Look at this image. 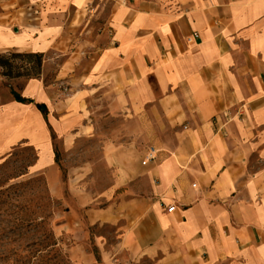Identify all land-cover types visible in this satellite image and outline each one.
Instances as JSON below:
<instances>
[{
  "label": "crops",
  "instance_id": "1",
  "mask_svg": "<svg viewBox=\"0 0 264 264\" xmlns=\"http://www.w3.org/2000/svg\"><path fill=\"white\" fill-rule=\"evenodd\" d=\"M158 1H116L93 32V0H15L26 52L44 54L21 95L48 123L15 101L30 115L4 140L37 161L54 158L51 130L63 152L91 147L67 186L87 225L112 227L93 236L102 264H264V0ZM47 51L63 60L45 82Z\"/></svg>",
  "mask_w": 264,
  "mask_h": 264
},
{
  "label": "rangeland",
  "instance_id": "2",
  "mask_svg": "<svg viewBox=\"0 0 264 264\" xmlns=\"http://www.w3.org/2000/svg\"><path fill=\"white\" fill-rule=\"evenodd\" d=\"M14 1L0 0V56L26 52L34 41V35L26 33L27 18L15 12ZM116 1L127 9L137 8L142 1L147 11L156 8L151 0H93V8L102 11L93 18V32ZM157 5L178 10L175 0H159ZM46 57L50 61L44 81L48 82L63 57L53 51H47ZM9 63L13 74L25 73L28 67L19 57L9 58ZM5 70L0 67V264H102L93 236L105 235L112 241V227L87 225L83 208L67 186L68 170L84 164L91 147L81 140L76 151L63 152L55 137L54 158L37 161L36 149L24 139L6 143L4 139L19 131L21 120L30 112L16 104L10 93L11 89L21 93L26 77H6L1 74ZM93 169L95 175L87 180L99 189L108 181L106 167L98 162ZM139 264L150 261L143 259Z\"/></svg>",
  "mask_w": 264,
  "mask_h": 264
},
{
  "label": "trees",
  "instance_id": "3",
  "mask_svg": "<svg viewBox=\"0 0 264 264\" xmlns=\"http://www.w3.org/2000/svg\"><path fill=\"white\" fill-rule=\"evenodd\" d=\"M19 57L22 59H25L27 61L26 72L25 73H15L12 72V66L9 63V58ZM44 54L42 52L34 51V52H11L9 54V57L1 55L0 56V67L5 68V71H2L1 74L6 77H26V78H32L37 77L41 73V66L43 62ZM12 98L14 101L19 103H28V104H34L37 109L42 113L45 121L47 122V107L42 103H37L31 98L24 97L21 95L20 92L11 89L10 91ZM48 123V122H47ZM49 129L51 130V127L49 126ZM51 136L54 139L55 135L51 130ZM56 153V149H55ZM57 160L55 155V161Z\"/></svg>",
  "mask_w": 264,
  "mask_h": 264
},
{
  "label": "built area",
  "instance_id": "4",
  "mask_svg": "<svg viewBox=\"0 0 264 264\" xmlns=\"http://www.w3.org/2000/svg\"><path fill=\"white\" fill-rule=\"evenodd\" d=\"M194 36H196V35H194ZM191 39H192V37H189L188 41H191ZM155 156H156V151L154 149H150L148 154L146 155V159L147 160H153V159H155ZM173 208H174L173 206H170V207H168V210L171 211V210H173Z\"/></svg>",
  "mask_w": 264,
  "mask_h": 264
}]
</instances>
